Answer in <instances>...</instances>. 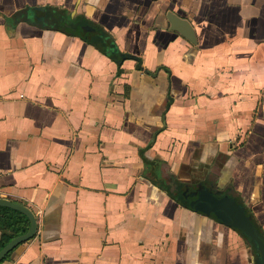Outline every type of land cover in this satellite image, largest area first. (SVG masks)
Listing matches in <instances>:
<instances>
[{
	"label": "crops",
	"instance_id": "0c3cea01",
	"mask_svg": "<svg viewBox=\"0 0 264 264\" xmlns=\"http://www.w3.org/2000/svg\"><path fill=\"white\" fill-rule=\"evenodd\" d=\"M197 184L264 241V0H0V197L37 220L2 264H260Z\"/></svg>",
	"mask_w": 264,
	"mask_h": 264
},
{
	"label": "water",
	"instance_id": "95a60500",
	"mask_svg": "<svg viewBox=\"0 0 264 264\" xmlns=\"http://www.w3.org/2000/svg\"><path fill=\"white\" fill-rule=\"evenodd\" d=\"M39 9L41 11L43 8ZM55 9L64 12L62 9ZM24 10L27 11V9ZM43 10L41 11L42 16L37 18V20H41L43 18ZM22 16L28 17V14H22ZM167 19L170 23V29L176 30L185 37H187L189 40L194 41L195 35L189 21L175 15L172 11H169L167 13ZM60 22L62 26L65 27V17ZM74 28L78 29V26H75ZM85 28H89L90 30L93 29L89 25H86ZM0 206H5L20 211L28 219L27 230L23 233L14 236L0 248L1 262V260L16 246H18L24 241H27L35 235L37 230V220L34 212L27 205L19 201L7 197H0ZM188 206L191 207L193 210L200 211L206 215H209V213H213V215L225 225L241 228L251 239L254 240V243L256 244V247L260 254L259 263L264 264L263 235L257 229L254 228L249 217L245 214L244 209L240 207L237 202L228 198L227 196L216 197L215 195L208 192L206 189H202L198 192L196 199L188 203Z\"/></svg>",
	"mask_w": 264,
	"mask_h": 264
},
{
	"label": "trees",
	"instance_id": "16d2710c",
	"mask_svg": "<svg viewBox=\"0 0 264 264\" xmlns=\"http://www.w3.org/2000/svg\"><path fill=\"white\" fill-rule=\"evenodd\" d=\"M46 10V20H48V25L57 28L63 27L60 21L64 19L65 13L53 7H47ZM27 228L28 219L23 213L9 207L0 206V248L14 236L25 232ZM25 242L26 241L20 243L12 251L23 245ZM12 251L1 260L0 264L4 263L9 258Z\"/></svg>",
	"mask_w": 264,
	"mask_h": 264
},
{
	"label": "flooded vegetation",
	"instance_id": "af4514ba",
	"mask_svg": "<svg viewBox=\"0 0 264 264\" xmlns=\"http://www.w3.org/2000/svg\"><path fill=\"white\" fill-rule=\"evenodd\" d=\"M202 189H206L208 192H210L211 194H213V195H215L216 197H223V196H227L228 198H230V199H232V200H234L235 202H237L235 199H233L232 197H230L229 195H216V194H214V193H212L211 191H209V189L208 188H206V187H204V186H202V184L200 185V184H197L196 185V187H194V188H189V189H186L185 191L184 190H181L180 191V194H181V196L183 197V204L185 205H187L188 206V203L190 202V201H193V200H195L196 199V197H197V195H198V192L200 191V190H202ZM238 203V202H237ZM238 205L240 206V207H242L239 203H238ZM243 208V207H242ZM244 209V208H243ZM244 211H245V209H244ZM200 212V211H199ZM202 213V212H201ZM245 214L249 217V215L246 213V211H245ZM209 215H212V216H214L213 215V213H209ZM208 215V216H209ZM215 217V216H214ZM216 219H218L217 217H215ZM249 219H250V217H249ZM219 220V219H218ZM220 221V220H219ZM250 221L252 222V224H253V226H254V228L255 229H257L258 231H259V229L254 225V223H253V221L250 219ZM221 222V221H220ZM222 223V222H221ZM231 227H234V226H231ZM235 228H237V229H240L250 240H251V242H252V245L255 247L256 246V244L254 243V240L253 239H251L241 228H239V227H235ZM260 232V231H259ZM258 250V249H257Z\"/></svg>",
	"mask_w": 264,
	"mask_h": 264
}]
</instances>
